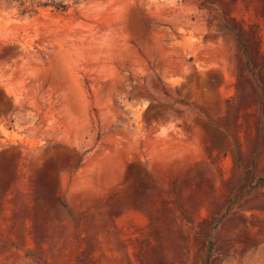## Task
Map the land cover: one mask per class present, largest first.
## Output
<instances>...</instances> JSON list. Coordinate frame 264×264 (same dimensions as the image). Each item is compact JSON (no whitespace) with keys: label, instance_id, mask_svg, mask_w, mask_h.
Wrapping results in <instances>:
<instances>
[{"label":"rangeland","instance_id":"1","mask_svg":"<svg viewBox=\"0 0 264 264\" xmlns=\"http://www.w3.org/2000/svg\"><path fill=\"white\" fill-rule=\"evenodd\" d=\"M0 264H264V0H0Z\"/></svg>","mask_w":264,"mask_h":264}]
</instances>
